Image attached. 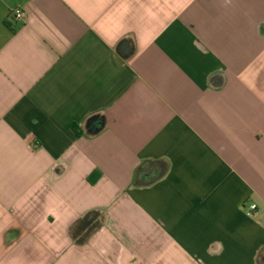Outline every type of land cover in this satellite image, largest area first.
<instances>
[{
  "label": "crops",
  "instance_id": "crops-1",
  "mask_svg": "<svg viewBox=\"0 0 264 264\" xmlns=\"http://www.w3.org/2000/svg\"><path fill=\"white\" fill-rule=\"evenodd\" d=\"M0 264H264V0H0Z\"/></svg>",
  "mask_w": 264,
  "mask_h": 264
},
{
  "label": "built area",
  "instance_id": "built-area-1",
  "mask_svg": "<svg viewBox=\"0 0 264 264\" xmlns=\"http://www.w3.org/2000/svg\"><path fill=\"white\" fill-rule=\"evenodd\" d=\"M10 16L13 21H23L25 18V13L23 10L15 8L12 10ZM243 211L247 217H253L258 212V206L254 203H249L245 206L243 205Z\"/></svg>",
  "mask_w": 264,
  "mask_h": 264
},
{
  "label": "trees",
  "instance_id": "trees-1",
  "mask_svg": "<svg viewBox=\"0 0 264 264\" xmlns=\"http://www.w3.org/2000/svg\"><path fill=\"white\" fill-rule=\"evenodd\" d=\"M71 130H73V125H71ZM73 132H74V130H73ZM88 216H90V214H87L84 218L86 219V218H88Z\"/></svg>",
  "mask_w": 264,
  "mask_h": 264
}]
</instances>
